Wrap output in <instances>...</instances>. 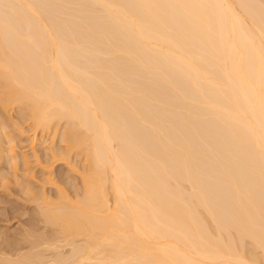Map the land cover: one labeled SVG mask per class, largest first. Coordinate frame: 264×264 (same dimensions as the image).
Listing matches in <instances>:
<instances>
[{
	"label": "bare ground",
	"instance_id": "bare-ground-1",
	"mask_svg": "<svg viewBox=\"0 0 264 264\" xmlns=\"http://www.w3.org/2000/svg\"><path fill=\"white\" fill-rule=\"evenodd\" d=\"M0 110L82 162L1 264H264V0H0Z\"/></svg>",
	"mask_w": 264,
	"mask_h": 264
},
{
	"label": "rangeland",
	"instance_id": "rangeland-1",
	"mask_svg": "<svg viewBox=\"0 0 264 264\" xmlns=\"http://www.w3.org/2000/svg\"><path fill=\"white\" fill-rule=\"evenodd\" d=\"M1 112L2 111L0 110V120L5 118L4 113ZM9 115L12 123L15 121L14 123L17 122L16 125L19 124V126L22 127L23 123L22 121L19 120L20 113L18 112L17 109L14 108L13 110L9 111ZM3 116L4 118H2ZM26 127H27L26 123L23 124V128L28 129ZM10 128L12 129V131L11 130L9 131L10 135H12V137L15 140L14 144L16 143L15 144L17 150L16 152L20 156L26 154L25 157L28 159V163L26 164L27 165L26 166L22 163L21 160L19 163L17 162L18 163L16 165L17 168L16 167L13 168L14 166L12 167L11 165H9V163L7 165L5 164L6 162L4 160L0 159V176H1L0 177V256H2L5 253L7 254L10 253V255H12L14 252L11 251H15L17 248H18L17 249L18 252L22 251L21 249H23V251L26 252V249L30 245L27 244L28 242H30L29 239H28L29 241L27 240L28 237L27 234L29 236L32 235V238L33 236H35L34 233H36L37 231H41V234H43L42 231H45V234H43L44 236H46V234L48 235V233L51 234L50 232L53 230V228L52 227L49 228L48 231L47 230L48 227L45 225L47 227L46 228L44 224L41 222V219H39L38 216L39 214H37L38 211H36L37 209L35 202L31 200L33 198L31 195L33 194L36 195L37 193H41L44 189L43 192L47 193L50 198L52 197L55 198L56 197L55 194L57 193L56 187L58 188L63 187L64 190L66 188L65 191H67L69 195L74 196L72 194L75 191L77 192L78 190H76V188H79L78 186H80L79 183L80 177L77 171L75 172L74 169H73L74 171L72 170V167L74 168V166H72V163L73 165H76L77 168L80 167L82 164V162L79 161L80 158L76 155H73L70 159V162L71 161L72 162L69 163V165H67L68 163L66 164L65 162L62 161L61 162L54 161L53 165L52 163H50L49 165H51L52 167L50 166L48 168L50 172L46 170L48 172L47 173L46 171H44L45 169L43 170V165L45 167V165H47L51 161V159L46 153L47 151L45 147L46 145H54V148L56 150L59 149L60 146H62V144L59 141L60 137L56 136L49 139L46 135L45 136L38 135L35 140L36 148L34 150H31L29 146L30 138H32L29 137L32 136L31 132H27V134H25V136L27 135L25 138L20 136L19 138L16 131H13L14 127L13 128L10 127ZM3 146H4L3 149H5L7 147V144ZM35 155L38 158V161ZM34 158H36V160ZM46 174H48L49 177H47ZM23 184H25V186L27 184V186H29L28 188H30L31 190H28L27 186L25 187ZM38 188L40 189V192L38 191ZM30 229L37 231L33 232ZM29 250L30 248L27 249V251ZM60 251H62V249H60ZM15 253L17 252L15 251ZM15 253L13 256H15ZM5 256L7 255H4V257Z\"/></svg>",
	"mask_w": 264,
	"mask_h": 264
}]
</instances>
